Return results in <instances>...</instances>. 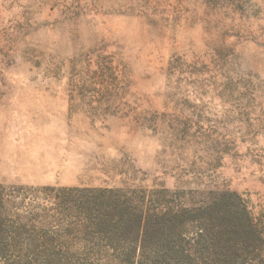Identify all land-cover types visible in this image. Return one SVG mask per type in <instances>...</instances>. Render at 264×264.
Masks as SVG:
<instances>
[{"label":"rangeland","instance_id":"1","mask_svg":"<svg viewBox=\"0 0 264 264\" xmlns=\"http://www.w3.org/2000/svg\"><path fill=\"white\" fill-rule=\"evenodd\" d=\"M0 185L20 239L4 264H264V242H198L190 216L133 257L78 226L116 190L220 202L264 234V0H0Z\"/></svg>","mask_w":264,"mask_h":264},{"label":"trees","instance_id":"2","mask_svg":"<svg viewBox=\"0 0 264 264\" xmlns=\"http://www.w3.org/2000/svg\"><path fill=\"white\" fill-rule=\"evenodd\" d=\"M92 193L89 200L81 205L83 218L78 226L84 227L87 222L90 223V228L97 234L99 241H103L108 248L119 242L129 245V257L135 255L133 247L139 248L142 245L149 225L155 226L156 233L162 231V238H165L163 242L167 243L170 237L168 231L174 233V237L181 236L182 230L178 231L175 224L179 221L187 222L189 216L193 224L195 223L192 233L198 242L205 244L209 240L207 236L210 232L214 234L211 239L216 242L229 237L228 234H233L246 245L248 239L256 245L264 242L261 226L254 223L246 210L238 213L225 208L217 210L214 206L220 202L197 209L182 206L179 209L150 210L145 204L144 196H130L116 190H98ZM12 202L13 193L0 185V264L14 257L13 250L20 244L19 234L15 231L18 223L10 214ZM92 209L95 213L93 220L89 218Z\"/></svg>","mask_w":264,"mask_h":264}]
</instances>
